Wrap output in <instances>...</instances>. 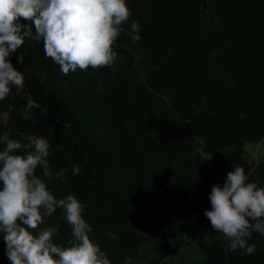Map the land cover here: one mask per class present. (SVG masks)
Instances as JSON below:
<instances>
[{"label": "trees", "instance_id": "obj_1", "mask_svg": "<svg viewBox=\"0 0 264 264\" xmlns=\"http://www.w3.org/2000/svg\"><path fill=\"white\" fill-rule=\"evenodd\" d=\"M127 4L124 27L136 20L141 38L121 33L114 51L122 59L113 67L65 75L33 39L8 57L24 86L0 101V136L48 139L49 189L85 205L90 238L111 264H159L195 242L206 259L194 264H264V236L253 234L255 254L246 256L226 251L223 239H204L219 235L204 213L212 186L233 167L264 187V161L252 164L244 153L247 142L264 144V0ZM28 97L39 107L25 120ZM61 169L64 177L55 178ZM151 218L165 223L167 240L143 263L137 223ZM40 227H57L59 245L72 238L60 209ZM2 237L0 264H11Z\"/></svg>", "mask_w": 264, "mask_h": 264}, {"label": "clouds", "instance_id": "obj_2", "mask_svg": "<svg viewBox=\"0 0 264 264\" xmlns=\"http://www.w3.org/2000/svg\"><path fill=\"white\" fill-rule=\"evenodd\" d=\"M130 17L127 0H0V101L13 87L24 86L23 74L8 57L26 39L42 42L44 55L65 75L77 69L113 67L122 59L114 51L121 33L133 43L141 38L136 20H131L130 30L124 27ZM23 61L21 54L17 62ZM38 107L28 97L23 119H31L28 109ZM0 144L4 145L0 149V233L11 264H111L90 238L85 205L74 195L57 198L49 189L47 181L53 179V172L48 139L32 136L22 144L5 132ZM66 171L56 172L55 178H63ZM79 173L80 166L74 164L72 174ZM209 199L211 210L204 215L219 235L206 233L204 239H223L226 251L254 255L256 246L249 240L254 233L264 236V187L249 182L245 169L236 165L222 186H212ZM57 209L71 229L66 246L54 242L57 227H40ZM124 264H132L131 258Z\"/></svg>", "mask_w": 264, "mask_h": 264}, {"label": "rangeland", "instance_id": "obj_3", "mask_svg": "<svg viewBox=\"0 0 264 264\" xmlns=\"http://www.w3.org/2000/svg\"><path fill=\"white\" fill-rule=\"evenodd\" d=\"M244 153L252 164L264 161V144L247 142ZM139 251L143 255V263L158 256L167 240V228L159 218L139 219L137 223ZM206 259L205 252L195 242L179 248L164 257L159 264H194Z\"/></svg>", "mask_w": 264, "mask_h": 264}]
</instances>
